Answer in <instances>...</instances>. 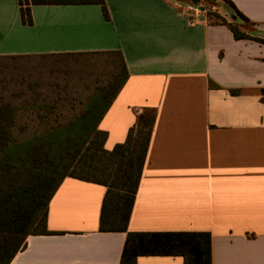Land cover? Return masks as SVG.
<instances>
[{
	"label": "crops",
	"instance_id": "crops-1",
	"mask_svg": "<svg viewBox=\"0 0 264 264\" xmlns=\"http://www.w3.org/2000/svg\"><path fill=\"white\" fill-rule=\"evenodd\" d=\"M264 39V0H229ZM32 5L0 0V56L120 50L129 78L103 116L107 150L136 114L157 112L130 232H207L212 264H264V45L215 23L241 20L224 0H106ZM197 19H190V13ZM106 187L62 181L50 201L51 235H31L10 264H120L126 233L100 231ZM137 264H184L141 256Z\"/></svg>",
	"mask_w": 264,
	"mask_h": 264
},
{
	"label": "trees",
	"instance_id": "trees-1",
	"mask_svg": "<svg viewBox=\"0 0 264 264\" xmlns=\"http://www.w3.org/2000/svg\"><path fill=\"white\" fill-rule=\"evenodd\" d=\"M224 1L241 23L208 13L214 22L236 40L264 45L252 35L253 24ZM32 5H99L110 20L106 0H19L24 25L33 24ZM0 70L13 74L0 86V264H10L29 236L54 234L49 204L68 177L106 187L100 231L126 233L120 264H137L141 256L212 264L207 232L128 231L157 112H138L125 141L105 148L100 121L129 78L120 50L0 56Z\"/></svg>",
	"mask_w": 264,
	"mask_h": 264
},
{
	"label": "rangeland",
	"instance_id": "rangeland-1",
	"mask_svg": "<svg viewBox=\"0 0 264 264\" xmlns=\"http://www.w3.org/2000/svg\"><path fill=\"white\" fill-rule=\"evenodd\" d=\"M216 9L212 6V7H209V13H215L214 11H215ZM72 63L74 62L73 60L71 61ZM77 67H78V65H77ZM73 68V67H72ZM45 70H43L42 72H44ZM75 71V70H74ZM75 73V72H74ZM48 75V77L49 78H52L53 79V76H52V74H50V73H47ZM11 76H13V74H9V72L8 71H5V72H3V71H1L0 70V86L1 85H3V83H4V80L5 79H9V78H11ZM4 79V80H3ZM46 80H47V78H45ZM76 79H77V75L76 74H74V81H76Z\"/></svg>",
	"mask_w": 264,
	"mask_h": 264
},
{
	"label": "built area",
	"instance_id": "built-area-1",
	"mask_svg": "<svg viewBox=\"0 0 264 264\" xmlns=\"http://www.w3.org/2000/svg\"><path fill=\"white\" fill-rule=\"evenodd\" d=\"M189 17H190V19L192 18V19H197L198 17H197V15H196V13H190L189 14Z\"/></svg>",
	"mask_w": 264,
	"mask_h": 264
}]
</instances>
